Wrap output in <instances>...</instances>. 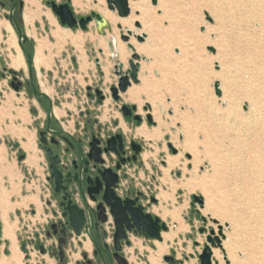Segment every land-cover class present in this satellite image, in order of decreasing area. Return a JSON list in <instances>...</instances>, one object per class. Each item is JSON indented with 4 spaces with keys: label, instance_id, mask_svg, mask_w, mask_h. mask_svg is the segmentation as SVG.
<instances>
[{
    "label": "rangeland",
    "instance_id": "obj_1",
    "mask_svg": "<svg viewBox=\"0 0 264 264\" xmlns=\"http://www.w3.org/2000/svg\"><path fill=\"white\" fill-rule=\"evenodd\" d=\"M20 1L23 9L19 23L28 34L27 46L33 53L39 50L43 59L37 88L46 90L53 108L63 111V123L69 121L65 129L77 131L90 121L101 135L122 132L128 140L143 145L136 164L125 166V174L121 173V188L143 193L147 210L163 220L168 233L163 235V241L129 235L130 245L123 249L128 264H199L198 255L206 244V236L211 229L217 233L213 220L222 226L225 235V252L216 249L222 264H226L225 259L227 264H250L251 257L253 264H259L264 252V116L260 120L249 118L243 129L241 122L250 105L241 94L262 93L264 103V80L256 74V64L259 59L264 60V25L251 21L247 29L240 22L239 0H178L183 7V14L178 16L183 27L167 39L155 40L154 47L141 54L139 83L131 85L115 101L110 88L118 83L116 65H122L123 72L128 70L132 52L128 42L120 38L127 36L125 29L122 28L123 34L117 23L111 25L103 13L117 19L136 18L138 13L119 18L108 10L105 0L99 8L94 0H79V6L74 0H32L33 5ZM48 2H68L76 18L91 12L104 15L107 27L101 29L102 34L95 21L85 31L62 27ZM148 5L157 7L151 0ZM9 12L10 5L0 6V168L14 161L19 174V196L26 203L16 212L11 241L4 240L0 231V264H8L13 243L18 264H63L58 257L57 236L49 230L50 211H57V207L54 202L51 207L48 204V163L37 146V131L43 125L44 114L25 88L15 92L10 86L14 49L6 29ZM154 13L160 16L161 11L156 9ZM216 16L224 25H216ZM140 29L133 23V32L144 33ZM131 39L136 45H144L147 34L142 43L133 36ZM14 72L21 83L28 80L27 66ZM227 77L239 88L233 89L237 90L236 98L221 102L223 92L219 88L217 96L215 85L219 87ZM96 91L104 96L102 100ZM130 91H137L138 96L130 99ZM121 104L136 107L143 116L139 126L124 119ZM147 104L151 112L144 110ZM146 112L151 113L153 124L145 120ZM209 114L212 119H207ZM142 127L151 135L158 133L150 139L134 138L135 131ZM253 134L261 140L262 156L254 150H239L244 137L253 142ZM184 144L191 149L182 150ZM29 145L34 150H28ZM176 158L166 173L168 162ZM193 197L201 198L202 204ZM201 214L205 223L201 222ZM197 239L204 243L202 248L194 247ZM79 242L80 245L73 241L72 247L61 246L66 264H83L84 252L93 260L91 245L87 250L83 240ZM36 245H41L44 253Z\"/></svg>",
    "mask_w": 264,
    "mask_h": 264
},
{
    "label": "water",
    "instance_id": "obj_2",
    "mask_svg": "<svg viewBox=\"0 0 264 264\" xmlns=\"http://www.w3.org/2000/svg\"><path fill=\"white\" fill-rule=\"evenodd\" d=\"M8 1L11 4V9L9 12V16L7 17V21L12 25V28L15 31L17 37V46L25 58L28 76L31 78L32 72L34 70L33 59L31 55L25 50V48L30 49V47L28 48L27 46V36L19 23V17L23 9V2L20 0H16L18 3V22H16L14 17L15 0ZM130 1L134 2L137 0ZM105 2L108 10L116 13L119 18H127L129 16V0H105ZM151 4L155 6L157 4V0H151ZM47 6L50 7L53 14H55V16L58 18L59 23L62 27H67L69 29L80 28V30L85 31L88 24L91 21H95L97 31L101 34V29L107 27L106 20L96 12H91L89 16L79 17V19H77L68 2L63 4L48 2ZM134 26L135 28H140V24L137 22H135ZM117 28L120 29L121 26L117 25ZM130 34L131 32L127 31V36H120L121 40L127 43L128 36H130ZM144 38V34L141 36H136V40L139 43H142ZM127 47L133 52L130 60L128 61L129 69L123 72L122 65L117 64L115 68V75L118 76V83L116 87L110 88L111 97L115 101L120 100L119 93L123 94L127 91L128 88L131 87L132 84L139 83V65L134 64L133 61H139L141 58L135 53L131 45L127 44ZM13 74L17 73L14 72ZM16 80L17 78L14 77L12 82L10 83V86L15 92H18L22 86V83L18 82L17 84H14ZM31 93L37 99L48 100L47 95L36 88L33 83H31ZM96 94L100 98V100L103 99L100 91H96ZM215 94L217 96L220 95L218 84L215 85ZM135 109V106L130 107L128 105H122L121 113L123 117L130 118L132 116V111ZM144 110H150L149 104L144 107ZM52 116V108L49 105L46 117V132L54 136H59L62 140H67L65 139V134L50 130L49 126ZM132 119L136 125H139L142 120V118L138 115L132 116ZM145 120L147 121V123L153 124V120L149 114L146 115ZM40 136H42V133H40ZM42 142L43 141H41V143ZM98 144L99 141L93 139V141L90 143V150L86 157H83L82 150H77L80 156V164L79 166H75L74 170H76V173L74 174L72 179L70 178V174H67L65 177L63 176V173L59 167V155L54 154L53 150L49 148L43 150L48 162V180L52 183L54 196L60 198L58 207L61 211L60 218L62 220H58L57 223L52 224L51 228H57V232L54 234L55 236H57L59 244V256L61 260L63 259V251L61 249V246H63V237L70 238L73 235L78 238L84 233L95 247V253L102 251L111 264L113 263V260L116 262V264H128L127 260L119 254V252H121L122 250V243H124L125 246L130 245L127 236L128 232H132L134 235H139L147 240L161 241V232H167L168 227L158 217L152 215L151 213L145 212L144 206L138 204V197L134 199L126 198L124 200H121V198L116 195L114 189L117 187L118 175L114 173L112 169H97L95 173L89 170V162H92L94 168H96V165L104 164V161L101 159L102 153H113L119 160L115 167V170L117 171L125 162H135L136 156L141 152V147L132 142L131 149L133 152V156L132 158L125 160L121 157L125 153L124 150H122L123 137L121 134H116L108 139L106 142V147L103 150L97 147ZM173 153H175V150H173ZM71 180L78 182L83 202L82 208H79V206L73 204L72 201L68 198L69 195L66 193L65 183H70ZM82 182H84L85 184L84 188ZM85 195L89 198V201L91 203H95L97 201V197L101 195V202L97 204L96 208H94L85 198ZM138 196H141V194L139 193ZM193 200L199 204H202L201 198L193 197ZM151 202L154 203L155 200L151 199ZM104 205L109 209V214L112 216L115 226V232L112 238L115 253L112 256L109 254V245L106 243L102 244L100 240L96 241L90 234V230H92L93 228L97 230L98 225H103L106 222V217L104 216ZM96 211L98 212L97 214H95ZM213 223L217 226V233H215V231L211 229L206 236V244L204 245L201 253L198 255L199 264H213L212 250H223L221 244L225 237L223 234L222 226L216 220H213ZM103 235L105 236V233ZM41 253H43V250H41ZM165 260L173 262L172 258H166ZM225 263L227 264V261ZM214 264L218 263L214 261Z\"/></svg>",
    "mask_w": 264,
    "mask_h": 264
},
{
    "label": "bare ground",
    "instance_id": "obj_3",
    "mask_svg": "<svg viewBox=\"0 0 264 264\" xmlns=\"http://www.w3.org/2000/svg\"><path fill=\"white\" fill-rule=\"evenodd\" d=\"M26 1L33 5L32 0H26ZM74 1H75V4L77 6H79V4H80L79 0H74ZM94 1H96L95 3L98 6L97 8L102 6L103 2H104V0H94ZM148 1L149 0H140V1H134L133 2V1L129 0L130 14H131V12L138 13V16L136 18L132 16V17H129L127 19H117L113 15H106L105 13L102 12L105 15V17L108 18L111 25H115L117 23V25L121 26V32L122 33H123L122 28L125 29L126 34H127V31L131 32L130 36H128L129 41L127 44L131 45L133 47L135 53L141 58L139 61H133L134 64L139 65L138 74H139V70H140V66H141V61H143V56L141 54L145 53V52L148 53L149 49H152V47H154L153 42L155 40H158L161 38L167 39L168 36L175 35L176 29L179 30V28H182L184 25V23L182 22V19L178 17L180 14H183V12L181 11V8H183L182 4L178 0H158L156 9L161 11L160 16L155 15L154 12L156 9L151 8L148 5ZM219 1H221V0H219ZM239 1L241 3L240 7L238 9L240 22L243 23L247 29H249V27H251V23H250L251 21L255 24L264 25V7H260L259 5H257L258 3L264 5V0H239ZM223 5L224 4L222 2V6ZM227 6H229V5H227ZM226 9L228 10V8H226ZM104 15L102 17H104ZM25 17H26V22L29 23L30 22L29 17L27 15ZM214 20L216 21V25H220L222 23L221 18L217 17ZM135 22L140 24V28H141L140 32H144V33H142V34L138 33L137 34V33L132 31V26H133V23L135 24ZM229 22H230V19H229ZM163 23H166V27L163 26ZM238 24H236V26ZM6 29L11 35L12 47L14 49V55L12 56V59L10 62V67L15 71H18L21 69L25 70L26 69V63H25V60L21 54L20 49L17 46L16 38H15V35L13 33L14 31L9 26V24L6 25ZM137 29H139V28H137ZM143 34L144 35L147 34V39L145 41V44L144 45H136L134 43V41L131 39V36H133L136 39V36H141ZM26 36H28V34ZM241 36L242 35H240V37ZM132 54H133V52H132ZM150 54H153V53H150ZM32 59H33L34 70L36 71V74H38L39 70L41 69V65L43 64V59L41 58V54H40L39 50H38V52H36L34 54ZM256 67H257L256 74H258V76H260V78H262L264 80V60L259 59L258 64H256ZM235 84H236V82H234L233 80H230L228 77L225 80H223V82L220 83L219 88L223 92V96L220 99L221 102H224V101L227 102L228 99L233 100V98H236L237 90L235 91L233 89L236 88L235 86H237L238 88H239V86H238V84L237 85H235ZM137 91H130V93H129L130 99H134L138 96ZM42 92L48 96L46 90L42 91ZM120 95L121 94L119 93V98H121ZM241 95H243V97L246 99V101L249 102V105H250L248 115L246 117H244L242 122H241L243 125V129H246L248 126L249 120H250L249 118L260 120L261 116L262 115L264 116V103L261 100V97L263 96V94L261 93L258 95V94H254L253 92H251V93H245V94H241ZM132 106H134V105H132ZM149 111L151 112V107H150ZM150 112H148V113L146 112L147 113L146 115L149 114L152 118V115ZM136 114L143 119V116L137 112V109H136ZM216 117H215V119H216ZM212 118H213L212 114H209L207 117V119H212ZM221 122H222V120H221ZM251 122H253V120ZM231 124H234V123H231ZM218 129L219 128L215 127V130L217 132H219ZM240 130H242V129H240ZM157 133H158L157 131L154 132V134H157ZM153 135H151V133L147 132V130L144 127L136 130L134 133V137L138 136V137H142L144 139H150L151 137H153ZM252 139H253V142L244 137V139L241 140V142H240L239 150H249V149L254 150V152H256L257 154L262 156L261 150H259L261 140L259 139L257 134H253ZM181 146H182V150H190L191 149L189 147V145H187V144H184ZM27 149L28 150H34L32 145H29L27 147ZM190 156L193 159L194 156H193L192 152H190ZM176 162H177V158L174 159L173 161H169L168 162V168L166 169L165 172L168 173L169 170L173 167V165ZM262 163H264V159L262 160ZM165 198H166V196L164 197V199ZM4 237L10 239V241H11L13 234L9 231H5ZM224 237H225V235H224ZM223 241H222V243H223ZM11 245H12V242H11ZM221 246H222V244H221ZM85 248H87V249L90 248L89 243L85 244ZM222 249H223V247H222ZM11 251H12L11 257L8 259L7 263L8 264H18L19 263V255H18L17 247L14 246V243L12 245ZM222 251L225 252L224 249ZM212 260H213V262H212L213 264H214V261H216L218 264H222L221 260H220L219 253L216 249L212 250ZM226 261L227 260L225 259V262ZM249 262H250V264H253V258L252 257H251ZM227 263H228V261H227ZM259 264H264V252L262 254H260Z\"/></svg>",
    "mask_w": 264,
    "mask_h": 264
},
{
    "label": "flooded vegetation",
    "instance_id": "obj_4",
    "mask_svg": "<svg viewBox=\"0 0 264 264\" xmlns=\"http://www.w3.org/2000/svg\"><path fill=\"white\" fill-rule=\"evenodd\" d=\"M7 5H10V9H11V4L8 0H0V6L1 7L4 8ZM17 6H18V3L15 0L14 17H15L16 22H18L17 21V13H18ZM77 19H79V17ZM14 77L17 78V80L14 82V84H17L18 82H20L18 77H17V74H12L11 82H12ZM31 83L34 84L33 76L31 78L28 76V80L26 82L22 83V86L19 90L25 88L27 90V92L29 93V90L31 91ZM113 87H116V86H113ZM31 96L33 98H35L33 95H31ZM35 99L37 100L39 106L44 110L45 107H44L43 103L44 102L48 103V100L37 99V98H35ZM122 105H124V104H121V106ZM130 107H131V105H130ZM48 108H49V105L45 111V115H44V119H43V125L41 127H39V130L37 131V134H38V145L37 146L42 151L49 148V149L53 150L54 154L59 155V159H60L59 167H60L64 177L67 174H70V178L71 179L73 178L74 174L76 173V170H74V168H75V166H79V164H80V156H79V153L77 152V150H82L83 157H86V155L89 153L90 143L93 141V139H96L99 141V144L97 145V147L100 148L101 150H103L106 147V142L108 139H110L112 136H114L116 134H121L123 137V149L122 150H124V152H125L124 155H122L121 157L125 160L130 159L133 156V152L131 149V143L132 142H134L135 144H137L141 147V152L136 156V161L135 162H132V161L125 162L124 164H122L120 166V169L117 171L115 170V167H116L119 160H118L117 156H115L113 153H109V154L102 153L101 159L104 161V164L96 165V168H94V165L92 162H89V167H90L89 170H91L95 173L97 169H102V170L112 169L114 171V173H116L118 175L117 187L114 189L116 195L119 198H121V200H124L126 198L134 199V198L138 197V199H139L138 204H141L142 206H144L145 212H148L147 207L145 206V203H144L146 197L143 193L138 192V191L130 192L129 188H127L128 190L121 188V173L125 174V172H124L125 166L131 165V164H136V162L139 159V157L142 153V150H143V145L141 144V142L136 141L134 139L128 140L127 137L124 136V134L122 132H114V133H110L107 135L106 134L101 135V130L99 128L94 129V127H93V125H91L90 121H86L85 126L83 128H80V129L77 128L76 129L77 131H74L72 134H68L64 130H62L60 125L56 122L55 118L52 116L49 128L52 131L65 134V139H67V140H64V139L62 140L61 137L54 136V135L46 132V129H47L46 117H47ZM120 109H121V107H120ZM135 115H137L136 109L132 111V116H135ZM132 116L130 118L124 117V119L126 121L131 120L133 123H135L132 119ZM142 120H141V123H142ZM80 130H82L83 132L81 133ZM40 133H42V136H40ZM41 141H43V142L41 143ZM44 154H45V152H44ZM45 157H46V155H45ZM46 160H47V158H46ZM48 178H49V170H48ZM48 178H47V182L49 184V189L51 191L50 198L48 200V204L51 207V202H54V204L57 207V211H58V212L54 211V210L50 211V213L52 215V222L49 223V230H51L53 235H55L54 233L57 232V228L52 229L51 225L54 223H57L58 220H62L60 218L61 211L58 207V203L60 202V198L54 196L53 186H52L51 181L48 180ZM82 184H83V188H84L85 187L84 182H82ZM65 186H66V193L69 195L68 198L72 201L73 204H76L77 206H79V208H82L83 202H82L78 182L71 180L70 183H65ZM123 191H124V193H123ZM139 193L141 194V196H138ZM85 198L89 201V198L86 195H85ZM151 199H150V201H151ZM100 202H101V195H99L97 197V201L95 203L90 202V205L92 207L96 208L97 204H99ZM147 205L149 206V204H147ZM104 207H105V205H104ZM97 213L98 212L96 211L95 214H97ZM104 216L106 217V222L103 225H98L97 230L94 228L92 230H90V234L96 241L100 240L102 242V244L103 243L108 244L109 245V254L112 256L115 253L114 248H113V240H112L113 234L115 232V226H114L113 218L109 214V209L106 207H105ZM63 223H64V219H63ZM95 223H96V220H95ZM82 233H83V231H82ZM104 233H105V236L103 235ZM129 235H133L135 237L142 238L139 235H134L132 232H128L127 236H129ZM46 236L48 238L50 237L49 231L46 232ZM82 237L87 238L84 233L78 238L73 236V235L70 238H68V237L64 238L63 237V247H66L67 244L70 247H72L73 241L78 243V245H80L79 241ZM85 238H83L84 241H86ZM128 239H129V237H128ZM124 246H125V244L122 243V250H121V252H119V254L123 257H124V254H123ZM37 247H38V249H40V252H41V250H43V249H41L42 248L41 245L37 246ZM91 247H92V258H93V260L88 257L89 255L87 253L84 252L82 255L83 259H84L83 264H111L110 261L108 260V258L105 256V254L102 251L95 253V247L93 246L92 243H91ZM126 247H129V246H126ZM63 252H64V250H63ZM43 253H44V250H43ZM58 257H59L60 261L63 262V264H66L64 254H63L62 260L59 256V252H58ZM112 264H116V262L113 260Z\"/></svg>",
    "mask_w": 264,
    "mask_h": 264
},
{
    "label": "crops",
    "instance_id": "obj_5",
    "mask_svg": "<svg viewBox=\"0 0 264 264\" xmlns=\"http://www.w3.org/2000/svg\"><path fill=\"white\" fill-rule=\"evenodd\" d=\"M9 26L12 28V25L10 23H9ZM12 30H13V28H12ZM13 33L16 37L15 31ZM34 54L35 53H33V56H34ZM22 56H23V54H22ZM23 58H24V56H23ZM24 60H25V58H24ZM25 63H26V61H25ZM13 71H15V70H13ZM34 73H35L36 83L38 84L40 74L39 73L36 74L35 70H34ZM47 99H48V103H46V102L43 103V105L45 107L44 110L39 106L36 99H35V102L38 105V107L40 108V110L43 112L44 115H45V111H46L48 105H50L52 108V115L55 118L56 122L60 125L62 130H64L68 134H72L74 132V129L71 130L70 125H69L70 129H67V130L65 129V125L69 124V121H65V123H63V121H62L64 119L63 111H57L56 108H53V103H52L49 96H47ZM5 165H6V167L4 169L0 168V226H1L2 235L5 234V231H9L11 233L14 232L15 225L17 223V220L15 219V215L17 214L16 212L20 211L21 208H23L22 205H24L26 203L25 199H21L19 196V194H20L19 174L16 170V166H15L14 161L7 162ZM205 205H206V203L204 200V202H203L204 207L203 206L202 207L205 208ZM156 217H158L163 222V220L159 216H156ZM201 217H202L201 222L205 223V219L203 218L204 217L203 214H201ZM202 232H203V229L200 228V234ZM167 233L168 232H161L162 241L164 239L163 235L167 234ZM83 238H85V237L81 238V240H83V243H84V248H85L86 243H89V245H91L89 239L85 238L86 241H84ZM137 238H139V237H137ZM4 240L10 241V239H8L6 237L4 238ZM193 244H194V247L200 245L198 248H202L204 245V243L202 241H199L198 239L194 240ZM85 249H87V248H85ZM89 249H87V250H89Z\"/></svg>",
    "mask_w": 264,
    "mask_h": 264
},
{
    "label": "trees",
    "instance_id": "obj_6",
    "mask_svg": "<svg viewBox=\"0 0 264 264\" xmlns=\"http://www.w3.org/2000/svg\"><path fill=\"white\" fill-rule=\"evenodd\" d=\"M25 50H26L27 53H29V54L31 55V57H32L33 52H32V50H31V48H30V49H26V48H25ZM10 73L13 74L14 72L10 71ZM32 76H33V82H34V85H35L36 88H37L36 79H35V76H34V70H33V72H32ZM29 94L32 95V93H31L30 90H29Z\"/></svg>",
    "mask_w": 264,
    "mask_h": 264
}]
</instances>
